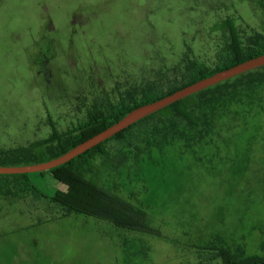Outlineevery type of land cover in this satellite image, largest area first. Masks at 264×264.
Segmentation results:
<instances>
[{
  "label": "rangeland",
  "instance_id": "1",
  "mask_svg": "<svg viewBox=\"0 0 264 264\" xmlns=\"http://www.w3.org/2000/svg\"><path fill=\"white\" fill-rule=\"evenodd\" d=\"M228 19L250 42L264 0H0V150L47 139L50 123L74 132L94 111L132 102L162 65L166 88L183 77L174 66L185 55L219 66ZM253 87L248 98L203 104L197 115L211 127L202 139L182 125L149 127L141 158H118L126 148L110 142L112 160L96 159L93 171L117 174L108 190L157 234L93 215L50 219L58 206L22 190L23 179L0 177V264L33 255L38 264H224L219 250L237 264L264 261V81ZM51 174L23 184L94 205Z\"/></svg>",
  "mask_w": 264,
  "mask_h": 264
},
{
  "label": "trees",
  "instance_id": "2",
  "mask_svg": "<svg viewBox=\"0 0 264 264\" xmlns=\"http://www.w3.org/2000/svg\"><path fill=\"white\" fill-rule=\"evenodd\" d=\"M223 29L227 30V42L223 50L226 56L219 66L213 69L199 67L192 56L185 55L177 66H174L175 71L183 70V77L174 83H170L166 88H161V79L165 78L164 65H162L158 70V74L162 78H159V81L157 78L148 87H144L139 97L131 98L132 102L127 103L122 100L117 106H114L115 108L111 107L112 109L106 115L102 111H94L89 114L87 121L83 125L78 126L74 132L59 133L53 123H50L51 135L47 139L35 142L28 147L0 150V166H27L55 159L113 125L137 107L169 96L175 91L201 79L208 78L219 71L264 55V26L261 33L254 36L256 38H250L251 43L242 40L240 32L236 29L231 19L223 22ZM263 81L264 67L234 77L175 102L141 119L122 132L59 167L45 172L0 175V177L23 179L20 180L21 185H23L22 190L37 193L50 204L58 206L64 215L72 213L93 215L95 218L109 221L120 228L157 234L143 224L144 216L137 208L135 209L130 203L119 197L116 193L117 191L111 192L108 190L110 186L106 185L107 181L102 179V177L112 171H93V164L96 163L97 158L100 159V163L104 162L103 159L112 160V156H110V152L105 146L110 142H115L117 145L126 148V152L120 153L118 156L122 160L124 158H141L146 151H149L152 144L151 139L148 138L144 130L149 127L156 129L159 126H164L161 127L162 129L165 127L175 129L177 126L182 125L191 132V137H194L192 134H195L199 139H202L204 137L202 131L204 129L207 131L211 127V123L209 124L208 120L206 121L203 117L197 115V111L201 109L203 104L213 102L215 105L220 99L219 104L222 105L223 102H230L237 97L246 96L248 98L249 93L254 90L253 85H258ZM161 128L159 127V130ZM53 144L55 146L51 148L50 145ZM143 145L144 147H142ZM106 169L110 170L109 167H106ZM44 173H52L51 179L54 182L56 181L59 185L70 188L94 205L88 210H83V207L79 205L80 203L68 204L55 195L43 194L36 190L34 186L28 188L23 184L25 181L26 183L30 182L29 176L37 174L44 177ZM130 213L135 214L136 217L134 215L130 216ZM213 257L222 259L224 264H237L224 250H219ZM251 264H264V261L254 258Z\"/></svg>",
  "mask_w": 264,
  "mask_h": 264
},
{
  "label": "water",
  "instance_id": "3",
  "mask_svg": "<svg viewBox=\"0 0 264 264\" xmlns=\"http://www.w3.org/2000/svg\"><path fill=\"white\" fill-rule=\"evenodd\" d=\"M262 67H264V55L251 58L229 69L219 71L208 78L201 79L191 85L177 90L169 96L163 97L157 101L142 105L131 110L126 116H124L122 119H120L113 125L109 126L108 128L87 139L86 141L80 143L79 145L75 146L71 150L67 151L66 153L55 159L49 160L44 163L27 166H0V175H21L39 173L59 167L67 162H70L74 158L82 155L88 150L98 146L99 144L115 136L116 134L122 132L134 123L140 121L141 119L155 112H158L159 110L175 102H178L186 97L194 95L224 81H227L229 79Z\"/></svg>",
  "mask_w": 264,
  "mask_h": 264
},
{
  "label": "crops",
  "instance_id": "4",
  "mask_svg": "<svg viewBox=\"0 0 264 264\" xmlns=\"http://www.w3.org/2000/svg\"><path fill=\"white\" fill-rule=\"evenodd\" d=\"M113 176H110L109 173L106 175V176H103L102 179L106 180L107 179V183L109 181V179H114V178H117V174L116 173H113L112 174ZM109 184V183H108ZM18 185H21V181L18 182ZM118 195V194H117ZM32 196L33 197H36L37 200H40V199H43L45 200L43 197H41L40 195H38L37 193H32ZM119 196V195H118ZM120 197V196H119ZM46 201V200H45ZM38 215L40 213H37ZM41 215L44 216V219H47L46 218V214L44 212L41 213ZM71 215H84L86 216L87 214H82V213H72V214H68V215H64L62 211H60L58 213V215H55V216H52L50 217V219H61V218H65V217H69ZM92 215H87L86 217H89L91 218ZM49 219V218H48ZM97 219V218H96ZM100 220V219H98ZM104 221V220H103ZM105 222V221H104ZM30 255V254H29ZM42 258L36 256V255H33L32 257H28V256H25L23 259H22V263H25V264H38V261H41ZM0 261H2V257L0 256ZM37 261V262H36ZM16 264H21L19 262H17Z\"/></svg>",
  "mask_w": 264,
  "mask_h": 264
}]
</instances>
